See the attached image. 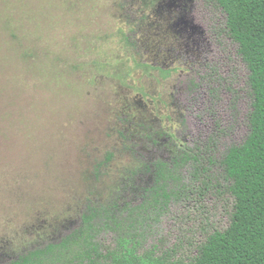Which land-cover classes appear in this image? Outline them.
<instances>
[{"label":"rangeland","instance_id":"rangeland-1","mask_svg":"<svg viewBox=\"0 0 264 264\" xmlns=\"http://www.w3.org/2000/svg\"><path fill=\"white\" fill-rule=\"evenodd\" d=\"M174 1L0 0V264L76 233L91 206L146 201L155 180L131 171L172 158L147 141L156 130L200 162L174 167L173 198L144 213L141 251L189 262L230 225L222 162L251 131L250 71L217 0ZM171 12L193 34L179 47ZM126 127L138 128L130 142ZM195 166L209 167L212 188ZM113 239L98 236L104 248Z\"/></svg>","mask_w":264,"mask_h":264},{"label":"trees","instance_id":"trees-1","mask_svg":"<svg viewBox=\"0 0 264 264\" xmlns=\"http://www.w3.org/2000/svg\"><path fill=\"white\" fill-rule=\"evenodd\" d=\"M217 2L227 14L229 33L239 45V55L250 71L249 84L254 99L249 136L242 145L230 148L222 162L226 179L231 182L229 191L234 197L230 225L212 233L189 262L175 259L170 250L161 255L156 248L141 251L144 213L158 197L165 201L173 198L169 181L174 178V167L200 162L191 148L169 142L165 139L168 133L156 130L154 134L147 133V141L167 147L172 158L171 164L167 160L141 161L131 171L134 177L143 173L140 166L151 172L155 185L146 201L138 205L130 201L121 206L114 200L106 206H91L83 214L82 225L76 233L31 249L9 264H264V0ZM127 118L126 121H130L131 112ZM144 126L143 123L141 128ZM137 133V127H126L121 132L127 142ZM112 157V153L107 156L109 160ZM193 173L195 178L205 175L202 184L206 190L212 188L208 166H195ZM103 231L114 234L112 246L104 248L98 240Z\"/></svg>","mask_w":264,"mask_h":264},{"label":"flooded vegetation","instance_id":"flooded-vegetation-1","mask_svg":"<svg viewBox=\"0 0 264 264\" xmlns=\"http://www.w3.org/2000/svg\"><path fill=\"white\" fill-rule=\"evenodd\" d=\"M181 0H175L174 3H172V7H178V4L176 2H180ZM182 2H184V0H182ZM190 3H192V0L189 1ZM218 3V2H217ZM219 5V3H218ZM220 6V5H219ZM221 7V6H220ZM222 8V7H221ZM223 9V8H222ZM194 5H192V9L191 11L194 12ZM224 10V9H223ZM173 12H171L169 14V26H170V32H173V40L174 42L177 44V47H179V44L178 43V40L180 39H186V34H189L190 38L193 36L192 33H189V31L187 29H185V26L184 24H187L188 22L185 21V23L182 22L181 18H178L176 17L174 14H172ZM180 22V24H179ZM192 23L190 22L188 25V27H190ZM180 27V30H177V28ZM192 30L195 34L199 33L200 34V39H202L203 41H208L207 37H206V34H205V31L203 29H201L200 27H196V26H192ZM227 30H228V24H227ZM228 33H229V30H228ZM230 35V33H229ZM196 37V36H195ZM230 37L232 38V36L230 35ZM233 39V38H232ZM234 41V39H233ZM194 46H195V49H193L194 51H198L199 49L202 50V46H201V43H200V40H198V38H195V41H194ZM180 52V51H179Z\"/></svg>","mask_w":264,"mask_h":264}]
</instances>
